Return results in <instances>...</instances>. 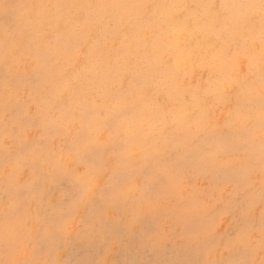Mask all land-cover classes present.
Here are the masks:
<instances>
[{
	"label": "snow or ice",
	"instance_id": "snow-or-ice-1",
	"mask_svg": "<svg viewBox=\"0 0 264 264\" xmlns=\"http://www.w3.org/2000/svg\"><path fill=\"white\" fill-rule=\"evenodd\" d=\"M234 6L233 0L171 5L185 10L203 8L209 14L213 31L233 36L242 34L243 23L231 15ZM63 7L68 6L0 5L3 9L0 67L6 89H12L17 97L14 103L5 104V118L12 123L0 134L4 146L12 150L16 142L31 145L35 141L44 152L59 154L57 164L64 175L88 178L87 190L72 200L62 191L59 177H49L40 168L29 166L35 148L15 160L20 176L32 178L28 185L31 196L20 203L9 199L8 205L39 225L38 235L32 241L34 252L39 255L42 247L56 241L68 242L75 236L89 245L100 242L107 253H112L129 231H135L151 245H161L173 238L183 240L202 232L204 240L195 249L198 254L207 252L211 256L221 244L231 255L248 252L249 241L257 231L252 195L257 160L251 146L258 136L259 252L264 264V27L259 34L258 88L254 65L238 42L235 52L229 42L219 46V55L206 59L190 46L188 36L195 33L189 31V24L172 17L165 21L172 37L169 51L153 66L159 79L154 78L151 84H137L125 72L103 87L98 86L97 79H88L80 86L79 95L72 90L53 94L43 67L21 72L20 65L39 57L49 29L60 30L59 19L50 17L45 10ZM74 7L102 9L105 13L116 8L139 9L142 12L136 18L139 22L153 9L166 6L143 2ZM258 7L264 20V0H260ZM23 8L36 11L19 10ZM91 19L79 17L85 25ZM105 19L112 24L110 16ZM128 28L123 21L116 24L119 32ZM75 56L77 59L83 56L85 66L96 69L100 83L108 78V70L97 58L95 47L86 53L76 48ZM220 60L225 62L217 70ZM198 70L206 72L208 78L193 84L187 75ZM92 89L96 94H88ZM25 93L28 99H21ZM182 187L193 188L214 201L207 221L202 220L198 226L168 223V214L161 204ZM37 194H46L47 198L37 199ZM223 225L227 229L217 243ZM177 264H224V258ZM227 264L253 262L242 258L228 260Z\"/></svg>",
	"mask_w": 264,
	"mask_h": 264
},
{
	"label": "rangeland",
	"instance_id": "rangeland-1",
	"mask_svg": "<svg viewBox=\"0 0 264 264\" xmlns=\"http://www.w3.org/2000/svg\"><path fill=\"white\" fill-rule=\"evenodd\" d=\"M24 2L26 3V5H30L29 3H31V5H39L46 2L45 4L48 5L59 4L68 6L59 9L50 8L47 9L48 11L45 10L50 17L59 19L60 30L57 31L55 30V28L49 29V35L41 43L39 57L34 60L28 61L26 64L20 65L21 72H23L24 70L33 72L43 67V70L47 73L48 76V87L53 94L61 92L62 90L65 91L66 89V91H75L77 95H79L81 91V87L79 86L86 83L88 79H97L98 86L103 87L108 84L110 79L115 78L116 76L125 72L128 74L129 80L134 79V83L151 84L154 78H159L157 74L158 70H154L153 66L160 56L169 51L168 45L170 39H172V37H170L169 35V25L165 22L167 19L175 17L181 22L190 21L191 23V19L193 17H198L201 21L200 24L202 28H204L205 30L212 29L209 14L205 9L193 7V9L190 8L185 10L178 7H171V5H180L185 3L194 6L204 3L206 2V0H0V5L9 3L20 6L23 5ZM143 2L164 5L166 7L153 9L152 13L149 16L145 17L139 22L136 19L138 16L142 15L141 10L139 9L116 8L109 9L107 13H105V11L102 9H81L78 7H74L77 5L95 4L131 5ZM19 10L24 12L36 11V9L31 8H23ZM2 13L3 9L0 8V47H2L3 45ZM81 16H90L92 19L87 25H85L79 20V17ZM106 16H110L112 18L111 25H109L107 20L105 19ZM206 20L209 21V25H206ZM119 21H123L124 24L129 25V28L126 32L117 31L116 24ZM191 26L193 25L191 24ZM210 33L213 37L215 36L213 40L215 43L218 42V46H226L227 43L230 42L231 50L235 52L237 50L238 42L239 46L243 48L245 52L247 51L246 54L251 59L255 68L257 76L255 75L254 79L256 80L258 88L260 66L258 65L260 63L259 34L257 33L255 37L250 38L244 34H236L234 36H231V34L225 33L221 35L213 31V29L210 30ZM191 38V36H188L191 47L194 48L197 53H199L196 43H194L193 45V43L190 42L192 41ZM254 43H256V45ZM90 47H95L97 49V58L103 62V67L108 70L109 76L108 78L104 79L103 83H100V81H98L99 79L97 78V72L95 68H93L92 66H85L83 56H81V58H79L78 60L75 56L76 48H81L86 53L88 52ZM215 53L216 55L220 54L219 47H217ZM2 55L3 49L1 50L0 48V60H2ZM134 56L137 58H135ZM211 56L207 58H211ZM152 62L154 63L153 65ZM224 62L225 60H220L217 62V70L221 69ZM0 70L3 71V69ZM2 71L0 72V76L2 75V77H0V99H2L3 97L5 98H3V100H0V107H2V104L4 106L0 108V117L2 118H0V134L3 133V124L6 119L4 114L5 104L8 101L14 103L17 99L12 89H6L5 81L4 79H2ZM148 77L149 79H147ZM207 78V73L200 70L197 71V74H193L191 71H189L187 75V79L193 84L201 81L202 79L206 81ZM82 81L83 83H81ZM91 91L92 92H88V94H96L95 89H92ZM21 99H28V94H22ZM167 107L172 108V105L169 104ZM217 114L219 115V112ZM158 118L159 117H157V119ZM220 122L223 123V120L221 119ZM103 139H105V137ZM0 141H3L2 135H0ZM258 144L259 140L257 136V147L255 148L256 150H254L255 158L257 160V168L256 175L253 178L254 187L252 189V195L255 201L254 217L257 229V238L259 237L261 196L258 166ZM104 179L106 181L107 177H104ZM41 196H43L44 199L47 198L46 194H37V199H40ZM205 201H208L207 204H205ZM213 208L214 201L209 200L206 195L197 193L193 188L182 187L175 189L173 194L166 201L165 211L168 214L169 224H179L181 226L185 224H192L198 226L202 220H208L213 211ZM226 229L227 225H223L221 227V236L217 237V243H220V241L223 239V232ZM202 240H204V234L202 232L198 236L191 235L183 240L173 238L161 245H151L144 240L129 241L125 239L123 246L118 245L113 250L111 258L126 259L129 261L151 260L157 262V264H177V262L196 259H223L228 255V253L224 250L223 244H221V246L217 248L211 256H209L207 252L202 255L198 254L197 252H195V249L198 247L199 242ZM224 242L226 243V240Z\"/></svg>",
	"mask_w": 264,
	"mask_h": 264
},
{
	"label": "clouds",
	"instance_id": "clouds-1",
	"mask_svg": "<svg viewBox=\"0 0 264 264\" xmlns=\"http://www.w3.org/2000/svg\"><path fill=\"white\" fill-rule=\"evenodd\" d=\"M233 3L235 6L231 8L230 13L243 21L240 26L242 34L250 38L255 37L257 33L260 34L261 28L264 27L262 13L258 7L260 0H233ZM256 103L258 104V98ZM11 123V119H5L3 131ZM45 142L49 143L50 140ZM256 147L255 142L251 146L253 152ZM11 148L12 150L5 147L3 141H0V264H37L38 261L47 264H102L105 261L107 264H157L151 260L112 259V253L106 252L104 244L96 242L89 245L79 242L75 236L68 242L56 241L42 247L39 255L34 252L32 241L38 235L39 225L8 205L9 199H16L20 203L31 196L28 185L32 178L20 176L15 160L28 153L30 148H35L36 153L29 166L40 168L49 177H59L62 191L72 200L78 199L87 190L88 178L84 175H64L57 164L60 159L59 154L55 151L44 152L37 147L35 141L31 145L16 142ZM161 208L166 209V201L161 204ZM149 227L151 226L145 225V228ZM125 239L142 241L143 237L129 231L122 237L121 246ZM242 258L253 264H262L259 237L255 236L249 241L248 252L228 254L224 258V264H227L228 260Z\"/></svg>",
	"mask_w": 264,
	"mask_h": 264
},
{
	"label": "bare ground",
	"instance_id": "bare-ground-1",
	"mask_svg": "<svg viewBox=\"0 0 264 264\" xmlns=\"http://www.w3.org/2000/svg\"><path fill=\"white\" fill-rule=\"evenodd\" d=\"M43 2V1H42ZM46 3V2H45ZM44 3V4H45ZM24 4L26 5V3L24 2ZM23 4V5H24ZM30 5H31V3H29ZM38 5V4H37ZM193 9V8H192ZM28 11V10H27ZM48 11V10H47ZM173 15V14H172ZM180 15V14H179ZM185 22V21H184ZM200 19L198 18V17H193L192 19H191V23H190V21L189 22H185V23H188L189 24V31L190 32H194L195 33V35H190L192 38H191V40L192 41H190V42H192L193 43V45H194V43H196V46H197V48H198V51H199V54H201L202 56H204L206 59H207V57H209V56H211L212 54H214L215 52H216V50H217V48H213V47H211L210 46V44H218V42L217 43H215L214 42V40H213V38H215V36L213 37L212 35H211V33H210V30H212V29H207V30H205L204 28H202L201 27V24H200ZM209 22V21H208ZM208 22H205L206 23V25L208 24ZM191 24L193 25V26H191ZM90 25V24H89ZM209 25V24H208ZM206 28V27H205ZM209 28V27H208ZM88 29H89V27H88ZM1 30V29H0ZM3 30V29H2ZM91 31V30H90ZM2 32V31H1ZM146 33H147V31H146ZM91 34V33H90ZM89 34V35H90ZM97 34V33H96ZM216 35V34H215ZM232 36V35H231ZM3 37V36H2ZM90 37V36H89ZM232 38V37H231ZM230 38V39H231ZM148 39V38H147ZM163 39V38H162ZM233 39V38H232ZM236 39V38H235ZM115 40V39H114ZM114 40H113V42H114ZM227 40V39H226ZM3 41V40H2ZM52 41V40H51ZM167 41V40H166ZM218 41V40H217ZM219 41H221V40H219ZM87 42V41H86ZM228 42V41H227ZM247 42V41H246ZM2 43V42H1ZM3 44V43H2ZM112 44H114V43H112ZM255 45H256V43H254ZM84 45H85V43H84ZM234 45V44H233ZM191 46V45H190ZM219 47V46H218ZM257 47V46H256ZM1 48V50L3 49L2 47H0ZM196 48V47H195ZM196 48V49H197ZM257 49V48H256ZM139 50V49H138ZM251 50V49H250ZM247 52V51H246ZM250 53V52H249ZM216 54V53H215ZM45 56V55H44ZM43 56V57H44ZM135 57V56H134ZM139 57V56H138ZM2 58V57H1ZM81 58V57H80ZM135 58H137V57H135ZM141 58V57H140ZM42 59V58H41ZM46 59V58H45ZM47 60V59H46ZM78 60V59H77ZM136 60V59H135ZM59 61V60H58ZM81 61V60H80ZM127 61V60H126ZM110 62V61H109ZM76 63V62H75ZM43 64V63H42ZM151 64V63H150ZM154 63L152 62V65H153ZM39 65V64H38ZM258 65H260V63L258 64ZM257 65V66H258ZM131 67H133V66H131ZM151 67V66H150ZM40 68V67H39ZM152 68V67H151ZM0 69H2V68H0ZM130 69V68H129ZM24 70V69H23ZM27 70H28V67H27ZM40 70V69H39ZM146 70V69H145ZM154 70H155V68H154ZM2 70H0V72H1ZM24 71H26V70H24ZM67 71V70H66ZM151 71V70H150ZM258 71V70H257ZM3 72V71H2ZM65 73V72H64ZM138 73V72H137ZM140 73V72H139ZM158 73V72H157ZM195 74H197V72L195 73ZM202 74V73H201ZM147 75V74H146ZM148 75H149V73H148ZM142 76V75H141ZM203 76H204V74H203ZM257 76V75H256ZM0 77H2V75L0 76ZM129 77V76H128ZM134 77V76H133ZM145 77V76H144ZM132 78V77H131ZM135 78H137V77H135ZM193 78H194V76H193ZM2 79H4V78H2ZM93 79V78H92ZM139 79V78H138ZM147 79H149V77L147 78ZM159 79V78H158ZM132 80H134V79H132ZM140 80V79H139ZM145 80V79H144ZM99 81V80H98ZM142 81V80H141ZM192 81V80H191ZM3 82V81H2ZM47 82H49V81H47ZM134 82V81H133ZM140 82V81H139ZM138 82V83H139ZM146 82V81H145ZM147 82H148V80H147ZM146 82V83H147ZM4 83V82H3ZM72 83V82H71ZM81 83H83V81L81 82ZM80 83V84H81ZM109 83V82H108ZM144 83V82H143ZM97 84H98V82H97ZM6 86V85H5ZM71 86V85H70ZM1 87V86H0ZM68 87H69V84H68ZM80 87V86H79ZM78 87V88H79ZM3 88V87H2ZM80 89V88H79ZM55 90V89H54ZM76 90H77V88H76ZM53 91V90H52ZM63 91V90H62ZM65 91H66V89H65ZM90 92H92V91H90ZM90 94V93H89ZM3 98H5V97H3ZM3 98L2 99H0V100H3ZM21 98V97H20ZM23 98V97H22ZM9 99V98H8ZM2 102V101H1ZM9 102V101H8ZM4 103V102H3ZM2 104V103H1ZM169 105V104H168ZM2 107H4L3 106V104H2ZM2 107H0V108H2ZM4 109V108H3ZM1 110V109H0ZM3 111V110H2ZM3 113V112H2ZM5 114V113H4ZM2 116V115H1ZM1 118V117H0ZM2 119V118H1ZM4 119V118H3ZM105 139H106V137H105ZM254 150H256V149H254ZM258 150V149H257ZM255 153V152H254ZM193 214V213H192Z\"/></svg>",
	"mask_w": 264,
	"mask_h": 264
}]
</instances>
